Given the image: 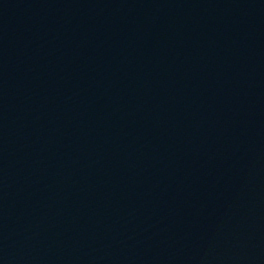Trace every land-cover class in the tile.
Listing matches in <instances>:
<instances>
[{
    "label": "water",
    "instance_id": "obj_1",
    "mask_svg": "<svg viewBox=\"0 0 264 264\" xmlns=\"http://www.w3.org/2000/svg\"><path fill=\"white\" fill-rule=\"evenodd\" d=\"M0 264H264V0H0Z\"/></svg>",
    "mask_w": 264,
    "mask_h": 264
}]
</instances>
